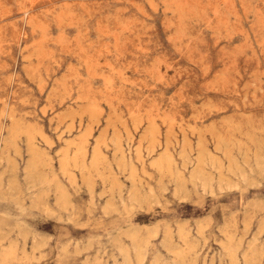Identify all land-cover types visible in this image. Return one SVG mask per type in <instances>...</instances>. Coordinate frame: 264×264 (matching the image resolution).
Returning <instances> with one entry per match:
<instances>
[{"label":"rangeland","instance_id":"rangeland-1","mask_svg":"<svg viewBox=\"0 0 264 264\" xmlns=\"http://www.w3.org/2000/svg\"><path fill=\"white\" fill-rule=\"evenodd\" d=\"M236 263L264 264V0H0V264Z\"/></svg>","mask_w":264,"mask_h":264},{"label":"bare ground","instance_id":"bare-ground-1","mask_svg":"<svg viewBox=\"0 0 264 264\" xmlns=\"http://www.w3.org/2000/svg\"><path fill=\"white\" fill-rule=\"evenodd\" d=\"M187 160V159H186ZM201 161V160H200ZM186 162V161H185ZM190 162V161H189ZM189 162H187V163H189ZM182 163H183V161H182ZM186 163V164H187ZM197 164V163H196ZM183 165V164H182ZM216 166H217V164H216ZM215 166V167H216ZM242 166V165H241ZM250 166V165H249ZM185 167V166H184ZM231 167H236V169H238V167H239V165H238V163L236 162V161H232V163H231V165H230V167L229 168H231ZM198 170H199V168H198ZM234 170V169H233ZM245 170V169H244ZM179 171V170H178ZM182 172V171H181ZM232 172V171H231ZM180 174V173H179ZM202 174V173H201ZM201 174H200V176H201ZM256 174V173H255ZM176 176V175H175ZM183 175H180V177H182ZM241 177H242V180H245L246 179V177L243 175V174H241L240 175ZM179 177V176H178ZM183 178H184V176H183ZM190 178V177H189ZM188 178V179H189ZM255 178V177H254ZM175 179V178H174ZM173 179V180H174ZM182 179V178H181ZM185 179H187V178H185ZM252 179V178H251ZM184 180V179H183ZM176 181V180H175ZM181 181V180H180ZM179 181V182H180ZM186 181V180H185ZM181 182H183V181H181ZM192 182V181H191ZM175 183H178V182H175ZM202 186H203V190H205V184L202 182ZM223 186V185H222ZM175 187V186H174ZM200 187V186H199ZM179 188H181V187H179ZM32 192V191H31ZM133 194V193H132ZM136 195V194H135ZM134 196V195H133ZM137 196V195H136ZM138 197V196H137ZM136 197V198H137ZM138 199V201L137 202H139V197L137 198ZM21 225H23V224H21ZM14 226V225H13ZM198 228H200V227H198ZM201 230V229H200ZM42 236V235H41ZM165 239V237L163 238V240ZM3 241V240H2ZM167 241V240H166ZM44 243V242H43ZM134 244V243H133ZM142 244V243H141ZM250 244H251V242H250ZM146 245V244H145ZM249 247V246H248ZM137 248H139V247H137ZM135 249H136V247H135ZM236 251V250H235ZM246 251V250H245ZM249 251V250H248ZM140 252V251H139ZM247 252V251H246ZM230 254H231V259H233V255H232V253L231 252H229ZM236 253V252H235ZM141 254V253H140ZM227 254V253H226ZM246 255V254H245ZM249 255V254H248ZM247 256V255H246ZM220 258V257H219ZM230 259V260H231ZM237 259H239V258H237ZM229 260V261H230ZM235 260V259H234ZM233 260V261H234ZM232 261V262H233ZM239 261V260H238ZM242 261V260H241ZM211 262V261H210ZM231 262V261H230ZM247 262V261H246ZM126 263V262H125ZM236 264H238V263H236ZM249 264V263H248Z\"/></svg>","mask_w":264,"mask_h":264}]
</instances>
